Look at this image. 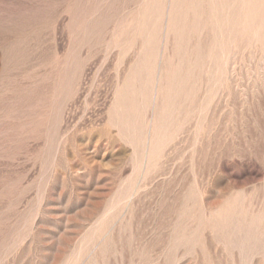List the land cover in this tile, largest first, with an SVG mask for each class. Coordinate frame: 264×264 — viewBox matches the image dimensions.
Returning <instances> with one entry per match:
<instances>
[{
    "label": "rangeland",
    "instance_id": "obj_1",
    "mask_svg": "<svg viewBox=\"0 0 264 264\" xmlns=\"http://www.w3.org/2000/svg\"><path fill=\"white\" fill-rule=\"evenodd\" d=\"M0 264H264V0H0Z\"/></svg>",
    "mask_w": 264,
    "mask_h": 264
}]
</instances>
